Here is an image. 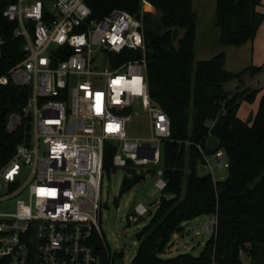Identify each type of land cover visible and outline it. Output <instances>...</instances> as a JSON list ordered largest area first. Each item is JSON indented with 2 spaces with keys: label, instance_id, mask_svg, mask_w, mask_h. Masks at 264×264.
I'll use <instances>...</instances> for the list:
<instances>
[{
  "label": "built area",
  "instance_id": "1",
  "mask_svg": "<svg viewBox=\"0 0 264 264\" xmlns=\"http://www.w3.org/2000/svg\"><path fill=\"white\" fill-rule=\"evenodd\" d=\"M88 1L15 0L3 11L15 23L22 55L4 69L8 42L0 36V85L28 89L27 102L7 114L5 128L12 133L25 124L29 130L0 168V201H15L13 211H0V264H112L96 241L99 236L106 246L100 213L110 140L115 167L132 175L159 166L156 187L167 186L162 152L172 124L151 100L144 12L116 8L94 18ZM139 106L151 123L147 139L126 131L127 113ZM203 164L211 172L229 167L223 149L203 152ZM153 209L138 202L129 221L139 223ZM216 225L213 215L203 230L213 234Z\"/></svg>",
  "mask_w": 264,
  "mask_h": 264
},
{
  "label": "trees",
  "instance_id": "2",
  "mask_svg": "<svg viewBox=\"0 0 264 264\" xmlns=\"http://www.w3.org/2000/svg\"><path fill=\"white\" fill-rule=\"evenodd\" d=\"M15 0H6V5ZM143 1L160 13H144L148 45L147 77L151 100L168 114L172 138L163 143L162 166L168 183L149 221L135 234L139 242L128 264H244L243 245L256 260L264 246V93L256 113L244 120L239 116L243 101H253L262 88L245 80L255 77L263 66H250L234 72L226 68V54L196 61L198 14L194 0H89L94 18L113 9L140 15ZM262 0H217L215 26L224 46L241 47L256 38L264 13ZM0 9V36L7 40L2 60L4 69L22 55L21 40L13 39L14 22ZM3 72L0 71V73ZM237 80L235 90L226 83ZM28 89L0 85V168L15 154L29 127L6 131L7 114L19 111L27 102ZM27 137H29L27 135ZM209 137L218 141L208 146ZM113 146L106 145L104 168L113 165ZM223 149L229 161L228 174L214 179L211 173L199 175L203 152L211 155ZM125 177L121 194L133 185ZM217 216V225L201 252L164 257L172 236L182 232L184 223L199 216ZM98 250L112 264L123 252L112 254L99 236Z\"/></svg>",
  "mask_w": 264,
  "mask_h": 264
},
{
  "label": "rangeland",
  "instance_id": "3",
  "mask_svg": "<svg viewBox=\"0 0 264 264\" xmlns=\"http://www.w3.org/2000/svg\"><path fill=\"white\" fill-rule=\"evenodd\" d=\"M207 4L210 6L212 0H206ZM6 0H0V9L5 7ZM213 4V3H212ZM51 6V3H50ZM141 11L153 12L154 18H159L160 13L154 8L150 7L147 2L142 3ZM202 12L199 11V16L201 17ZM206 20V22H205ZM204 22V30L201 31L198 27L197 30V42H196V59H204V51L207 53L206 56H213L219 52L227 53L228 60L230 61L229 66L232 67L237 72L244 70L250 66H263L262 71L255 79V84L258 88L264 87V23L259 27V35L256 38V41L252 49H249L251 44L248 46H243V48L235 46H224L221 45L217 38L218 28L215 26V12L207 13ZM258 33V31H257ZM206 40H209V43H205ZM252 50V51H251ZM102 56V55H99ZM98 70H103L105 65L102 61L96 64ZM235 72V71H234ZM238 85L237 80H232L226 84L227 90H235ZM264 93V88L260 90L253 101H243L240 109L239 115L242 118L249 119L250 116H253L259 106L260 98ZM137 111V113L135 112ZM133 113H127V126L126 131L127 135L130 138H144L147 139L151 136L152 129L149 119L148 112L144 110L142 106H139L135 109ZM210 144H215L217 140L213 137L208 139ZM109 146H115L116 142L110 140L107 142ZM46 149L45 140H41L40 154L43 155ZM115 149L113 150V154ZM212 165H215L216 161L213 158H210ZM159 166L149 165L147 175L142 178L140 181L133 182L132 187L125 193L121 194V185L125 177L132 178V175L128 173L126 168L115 167L114 164L109 168L104 170V177L102 183V208L100 213V226L104 235V240L112 254L123 252L122 261L123 264H128L134 255L136 254L137 247L139 242L136 240V232L147 223L150 218V214H147L139 223H133L129 221V215L132 214L134 206L138 202H143L146 205L151 203V206L154 207L153 212L156 209L157 204L162 192L156 187V181L158 179L157 169ZM139 170L141 168L139 167ZM197 171L199 174H208L211 173L214 178L222 179L227 176V168L214 167L213 172H211L203 162L198 165ZM29 172L26 171L22 182L28 181ZM31 181V180H30ZM158 200V201H156ZM154 202V203H152ZM15 209V201H0V211L1 212H11ZM210 220V216L202 215L199 216L193 223L189 224L191 228H194L195 231H199L198 236H194V243L196 246L195 251L188 249L187 247H180V249L172 256H176L179 253L191 252L192 254H199L201 250V245L198 244V241H206L211 234L203 230V225ZM190 242V238L188 240ZM170 249V247L168 248ZM171 257V256H170ZM242 259L244 264H264V246L261 248V253L256 260L248 254H243Z\"/></svg>",
  "mask_w": 264,
  "mask_h": 264
},
{
  "label": "crops",
  "instance_id": "4",
  "mask_svg": "<svg viewBox=\"0 0 264 264\" xmlns=\"http://www.w3.org/2000/svg\"><path fill=\"white\" fill-rule=\"evenodd\" d=\"M216 2H217V0H212V2H211V4H210V6L207 4V1L206 0H194V8H195V10L197 11V14H198V23H197V30H198V27L200 28V26H201V31H203L204 30V26L206 27V20H205V22H204V19H205V17H206V15H207V13H214L215 11H216ZM213 3V4H212ZM150 7H152L151 5H149ZM153 8V7H152ZM258 9H259V11L260 12H262V13H264V0H262V3H261V5L258 7ZM199 11H201L202 12V14H201V17L199 16ZM264 23V22H263ZM262 23V24H263ZM261 24V25H262ZM261 25H260V27H261ZM260 29V28H259ZM259 29H258V33H257V35H256V38H257V36L259 35ZM198 34V33H197ZM217 38L219 37V30L217 31ZM256 38L253 40V41H248L246 44H244L243 46L245 47V46H248L249 44H251L250 45V47L248 46V51H249V49H252L251 47L253 46L252 44H254L255 43V41H256ZM210 41L209 40H206V42L205 43H209ZM243 46H241L240 48H243ZM252 51V50H251ZM207 55V53H205V51H204V59H202V60H207V59H211L212 57H214L215 55H213V56H206ZM196 61H198L197 59H196ZM229 64H230V61L228 60V56H227V53H226V64H225V66H226V68L228 69V70H230V71H235V72H237V70H234L232 67H230L229 66ZM259 75V74H258ZM257 75V76H258ZM257 76H255V77H249V76H246L245 77V80H246V82L247 83H250V84H252V85H254V86H257V84H255V79H256V77ZM227 84V83H226ZM225 87H226V85H225ZM227 90V89H226ZM227 91H229V90H227ZM230 91H233V90H230ZM240 116V115H239ZM252 116H250L249 117V119L251 118ZM242 118V117H241ZM242 119H244V120H249V119H246V118H242ZM215 139V138H214ZM216 140V139H215ZM217 144H218V141L215 143V144H210L209 143V141H208V146L209 147H211V148H214L215 146H217ZM201 164V163H200ZM199 174V173H198ZM199 175H204V174H199ZM225 178V177H224ZM214 179H216V180H218L217 178H214ZM223 179V178H222ZM159 200V199H158ZM158 200H156V201H158ZM152 203H154V202H152ZM149 205H151V203L149 204ZM198 218V217H197ZM197 218H195V219H193V220H189V221H186L185 223H184V229H183V231L182 232H179V233H175L173 236H172V241H171V244H170V249H167V251H166V253L164 254V257H172V255H174L179 249H180V247H182V246H184V247H187L188 249H191L192 251H195V249H196V246H195V243H194V236H198L199 235V231H195V229L194 228H191L190 226H189V224H191V223H193ZM150 219V218H149ZM149 219H148V221H149ZM210 219H211V216H210ZM147 221V222H148ZM146 224V223H145ZM144 224V225H145ZM143 225V226H144ZM204 226V225H203ZM189 238H190V242L188 241L189 240ZM207 241V240H206ZM206 241L204 242V241H198V244L199 245H201V247L203 248V246H204V244L206 243ZM202 248H201V250H202ZM201 250H200V252H201ZM187 252H188V250H186ZM199 252V253H200ZM185 253V252H184ZM191 253V252H190ZM180 254V253H179ZM194 255H196V254H194ZM198 255V254H197Z\"/></svg>",
  "mask_w": 264,
  "mask_h": 264
},
{
  "label": "water",
  "instance_id": "5",
  "mask_svg": "<svg viewBox=\"0 0 264 264\" xmlns=\"http://www.w3.org/2000/svg\"><path fill=\"white\" fill-rule=\"evenodd\" d=\"M147 171H143V172H133L132 175H133V180L138 182L140 181L142 178H144L146 175H147ZM243 250H244V253L247 254L249 252V248L246 247V245H243L242 246ZM114 256H116L114 254ZM115 264H123V261L120 259V258H115Z\"/></svg>",
  "mask_w": 264,
  "mask_h": 264
}]
</instances>
